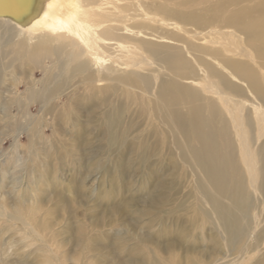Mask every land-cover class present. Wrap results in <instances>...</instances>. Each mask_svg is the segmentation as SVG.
Here are the masks:
<instances>
[{
	"label": "bare ground",
	"instance_id": "6f19581e",
	"mask_svg": "<svg viewBox=\"0 0 264 264\" xmlns=\"http://www.w3.org/2000/svg\"><path fill=\"white\" fill-rule=\"evenodd\" d=\"M22 135L0 264H264V0H0V145ZM66 171L141 176L55 227L51 195L92 201Z\"/></svg>",
	"mask_w": 264,
	"mask_h": 264
},
{
	"label": "rangeland",
	"instance_id": "374dc122",
	"mask_svg": "<svg viewBox=\"0 0 264 264\" xmlns=\"http://www.w3.org/2000/svg\"><path fill=\"white\" fill-rule=\"evenodd\" d=\"M11 114H12V116H17L18 115V112H17L16 108H13L11 110ZM1 130L4 131V128H2ZM50 135H51V132L49 130H47V136H50ZM16 142H17V144L26 145L29 142V139L26 136L22 135L15 142H12L10 139L4 140L2 142V144L0 145V162L3 161L6 157L12 156V154H14V153L16 154V152H19L20 154L28 152V151H26L25 147L24 148L23 147L20 148L19 146H17ZM57 165H58V163L56 164V167H57ZM105 167H107V165H105ZM64 168H65V170H69L68 169L69 165L65 164ZM68 173L69 172L66 171V175L64 176V178L62 176H59V175H57V176H59L61 178L60 179L61 182H65V183H68L67 182L68 180H74L75 182L84 181V183L87 181V183H86L87 186L91 187V189H92V188H94L97 185L99 190H97L93 194H90L89 192H91L90 191L91 189L90 190L87 189V192H88L87 196L91 195L90 199H92V201L89 202L88 204H84V205L83 204L79 205V203H81V202H76V199H75L74 195L71 192H63V197H64V200H65V205L64 206L61 204V205H58L56 207L55 198H54V200L52 198L54 195H51L49 198H47V200L48 199H51V200L49 202H47L44 207L49 212H51L50 218L52 219L53 222H62L60 224H56L55 227L61 226L64 222H67V223L71 222L72 223V227H74L76 220H74V219L71 220V216H73V214L78 215L80 218H84L85 217L86 220H88L90 222V224H92V222L94 220V217L97 216V215L100 216V217H101V215L103 217H107L109 215V209H108V205H106V203H103L102 205L100 204V206L98 208L94 207L96 205L95 204L96 200L99 199V196H98L99 192L100 191H105L107 189H110L111 188V184L113 185L114 176H117L115 178V183H116L117 186H120L122 184L131 183V182H132V185H133L131 193H129V192L128 193H125V192L122 193L120 191V197L122 195L121 198L124 201L132 193L135 194V189L138 188L139 184L136 182L137 178H135L134 176H136V175L141 176L138 173V174L132 176L131 178L127 179V180H120V178L118 177V172H114L112 174V176H109L108 174L107 175L103 174L102 177L98 178V180H100L99 182H98V180H96V181H94L92 183V182H90V180H86L85 176H83V175H74V174L72 175V173H70V175H69ZM11 174L14 175V173H10V176L12 178L13 175H11ZM132 175H133V173H132ZM22 176L23 175L21 174L20 177H22ZM8 181L11 182L12 180L10 179ZM21 181L22 182L24 181L23 177L21 178L20 182ZM98 183L102 184V185H99ZM80 184H82V183L80 182ZM90 185H92V186H90ZM144 194L147 196V193H144ZM12 196H13V194L11 192V189H4V190H2L0 192V200H2L3 202H6L7 204H11L12 199L14 198V196H13V198H12ZM84 198L82 197V199L86 200L85 196H84ZM100 213H101V215H100ZM91 215H92L93 219L91 218ZM118 220H120L121 222H125L124 226L127 225L130 228H131V226H133L135 228L134 232H139L140 234H142V232H144L145 230H149L150 229L148 227V225L145 224V223H148V222H146V216H143V218H142V223L143 224H140V226H136L137 222H135L134 217H132L129 213H126V214L123 213V215L122 214H118ZM158 223L159 222H157V224L152 229V231H154V233L158 229ZM181 224H179V222H172L170 225H174L173 228L175 229L176 227H178ZM50 226H53V223H51ZM103 228L104 229H101V230H106V231H110L111 233H114V232H116L115 229L118 228V227H114L112 230H109L110 228L106 227V226H103ZM144 228H146V229H144ZM128 232H131V230H129ZM208 233L210 234L209 227H204L203 229H200L199 231L196 232V234L198 235L196 237H199V238L197 240L193 241V244L196 242V244H195L196 248L194 247V249H196L195 250L196 254H194V255L197 256L200 253V251H202V253L205 252V254H206L205 250L207 249V246L209 245V243H208V241L206 239ZM199 255L202 256L201 254H199ZM218 256L222 257V255H220V254H218ZM11 260L14 261L15 259L11 258ZM67 264H69V263L67 262Z\"/></svg>",
	"mask_w": 264,
	"mask_h": 264
}]
</instances>
